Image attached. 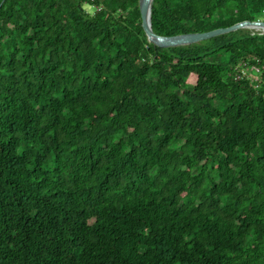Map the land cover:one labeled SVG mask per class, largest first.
Masks as SVG:
<instances>
[{"label": "trees", "instance_id": "16d2710c", "mask_svg": "<svg viewBox=\"0 0 264 264\" xmlns=\"http://www.w3.org/2000/svg\"><path fill=\"white\" fill-rule=\"evenodd\" d=\"M92 6L94 11H89ZM264 0H152L161 35ZM264 31L161 47L139 0H0V264H264Z\"/></svg>", "mask_w": 264, "mask_h": 264}, {"label": "water", "instance_id": "95a60500", "mask_svg": "<svg viewBox=\"0 0 264 264\" xmlns=\"http://www.w3.org/2000/svg\"><path fill=\"white\" fill-rule=\"evenodd\" d=\"M139 6H140L141 19H142V26L145 30L148 40L161 47L187 45L223 33L234 31L239 28L248 27V28L264 29V20L257 19V20H243L234 23L230 26L218 27L208 31L188 32L177 35H161L156 33L152 28V23H151L152 0H139Z\"/></svg>", "mask_w": 264, "mask_h": 264}, {"label": "built area", "instance_id": "2783aa9c", "mask_svg": "<svg viewBox=\"0 0 264 264\" xmlns=\"http://www.w3.org/2000/svg\"><path fill=\"white\" fill-rule=\"evenodd\" d=\"M264 73V69L256 64H251L248 62H241L235 68V78H247L250 80L251 84L256 85L258 87V83L262 78Z\"/></svg>", "mask_w": 264, "mask_h": 264}, {"label": "rangeland", "instance_id": "374dc122", "mask_svg": "<svg viewBox=\"0 0 264 264\" xmlns=\"http://www.w3.org/2000/svg\"><path fill=\"white\" fill-rule=\"evenodd\" d=\"M86 7H88V9L91 8V11H94V8L92 6H86ZM262 19L264 20V18H262ZM251 29H255L258 31H264V29H262V28H251Z\"/></svg>", "mask_w": 264, "mask_h": 264}, {"label": "clouds", "instance_id": "9594fccd", "mask_svg": "<svg viewBox=\"0 0 264 264\" xmlns=\"http://www.w3.org/2000/svg\"><path fill=\"white\" fill-rule=\"evenodd\" d=\"M89 11H91V8H89Z\"/></svg>", "mask_w": 264, "mask_h": 264}]
</instances>
